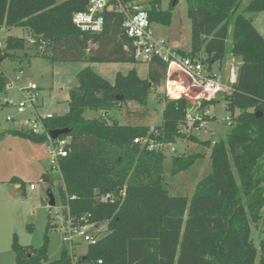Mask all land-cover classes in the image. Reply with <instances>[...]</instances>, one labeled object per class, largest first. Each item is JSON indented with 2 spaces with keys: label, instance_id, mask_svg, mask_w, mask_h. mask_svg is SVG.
I'll return each mask as SVG.
<instances>
[{
  "label": "trees",
  "instance_id": "obj_1",
  "mask_svg": "<svg viewBox=\"0 0 264 264\" xmlns=\"http://www.w3.org/2000/svg\"><path fill=\"white\" fill-rule=\"evenodd\" d=\"M122 1L147 4L144 9L152 25L172 23L173 4L163 10L162 0ZM186 2L191 48L179 51L212 68L225 61L231 35V55L240 65L234 92L223 100L232 116L239 114L226 139L213 145L183 129L191 107L186 99H164L163 123L153 131L121 125L115 119H87L88 110L108 115L127 102L146 106L152 89L164 84L167 65L154 58L148 64L147 79L133 69L127 75L118 73L114 83L91 69L80 71L78 85L69 93L68 113L46 122L50 132L69 130L60 137L70 138V143L67 156L59 160L63 181L59 195L71 226L107 224L98 242L77 257L78 264H264V230L259 248L252 239V226L264 220V37L253 25V16L264 13V0H251L241 13L243 0ZM88 3L0 0V30H27L33 38L28 49L51 64L137 62L134 41L122 28L123 14L108 8L104 28L98 33L82 32L74 25V14L84 11ZM26 43L25 38L8 37L2 59L18 58L10 51L26 49ZM6 83L0 75V95L6 92ZM216 104L204 102L202 111ZM7 134L47 142L46 135L24 130L1 133L0 139ZM137 138L161 144L184 140L206 147L211 150V172L196 185L192 197L171 195L163 176L166 156L148 150V144H135ZM203 157V152L172 156L171 171H188ZM13 250L15 264H72L66 247L58 260H48L47 236L38 249L22 247L15 237Z\"/></svg>",
  "mask_w": 264,
  "mask_h": 264
},
{
  "label": "rangeland",
  "instance_id": "obj_2",
  "mask_svg": "<svg viewBox=\"0 0 264 264\" xmlns=\"http://www.w3.org/2000/svg\"><path fill=\"white\" fill-rule=\"evenodd\" d=\"M58 4L65 0H56ZM251 0H243L239 13ZM172 23L170 26H162L153 23L155 34L169 40L174 47L182 51H189L191 46V22L187 16L186 0H162L163 10L171 9ZM141 7H148L143 4ZM248 17L250 15H247ZM264 16V15H262ZM254 17V16H253ZM235 16H232L233 23ZM264 27V22H263ZM8 37L25 38L26 49L10 51L19 57L7 59L3 63V69L11 78L20 75L17 87H26L35 84L38 89L39 107L36 114L45 118L48 114L54 117L64 116L69 111L68 99L70 91L77 87V75L83 69H91L94 73L106 79L110 83L115 82L118 73L127 75L131 70H136L139 77L147 79L149 66L147 63H96V62H55L49 63L42 57H35L28 48L31 46L32 36L27 30L17 27H8L0 30V39ZM231 35L227 42L228 54L222 64L216 63L212 70L223 81L227 79L233 69L237 72L238 60L231 55ZM25 53L29 57H24ZM203 59L206 56H202ZM21 72V74L19 73ZM182 77L184 84H188L187 78ZM164 87L153 88L146 106H140L134 102L120 105L116 110L108 112V116L102 112L88 110L85 118L95 119L102 117L109 121L115 119L121 125L146 126L150 131L157 130L163 123L164 111ZM17 89H10L0 95V133L29 129L27 125L20 126L7 121L8 117H16L21 122L32 119L34 113L27 111L19 115L14 105L20 101ZM5 101L13 103L12 108L3 107ZM163 102V103H162ZM239 114L236 112L235 116ZM212 120H207V127L201 130H192L193 134L203 141H210L213 145L220 140H225L230 126L235 123V116L226 109L223 99L219 100L215 107L210 109ZM232 116L230 123L226 122ZM146 139V138H144ZM176 149L174 154L171 149ZM163 150L166 161L163 165L165 187L171 195L192 197L196 185L211 172V150L200 145L191 144L184 140L176 143L162 144L159 151ZM203 152L204 157L188 171L173 174L170 158L179 155H192ZM264 174V156L261 160ZM49 144L35 143L20 136L7 134L0 139V264H15L16 254L13 250V242L16 237L22 247L40 248L46 239L49 240L50 262L61 257L64 247L68 244L64 241L68 230V214L64 210L59 188L63 185L60 173L52 169ZM47 176L52 184L45 183L43 178ZM24 185V189L17 185ZM34 185L35 190H30ZM49 192L55 199V206L49 205ZM48 199V200H47ZM264 214V212H263ZM49 222L52 227H49ZM107 224H98L91 232L102 236ZM264 220L252 226V239L257 248L263 237ZM87 251L86 244H80L75 249L77 257Z\"/></svg>",
  "mask_w": 264,
  "mask_h": 264
},
{
  "label": "built area",
  "instance_id": "obj_3",
  "mask_svg": "<svg viewBox=\"0 0 264 264\" xmlns=\"http://www.w3.org/2000/svg\"><path fill=\"white\" fill-rule=\"evenodd\" d=\"M112 9L115 12L125 16L122 28L124 33L134 41V57L136 61L149 64L154 58L161 59L167 65L166 79L164 82V99L177 100L186 99L190 102L191 107L187 110L186 124L183 129L186 130H201L207 127V120L213 119L210 116V109L205 108L202 111L204 102L210 103L213 101L219 102L226 96H231L234 92V84L236 83L237 72L235 69L231 71L228 80H222L216 73L213 72L210 66L205 65L201 59L185 57L179 49L174 47L172 43L159 37L155 34L153 25L149 20L147 11L137 3L124 4L122 0H89L88 6L84 11L74 14L72 20L74 25L86 33H98L104 28V15L107 9ZM7 48V39H0V75L7 80L5 91L17 89L21 99L14 105L16 112L19 115L31 111L34 113L32 119L26 122L16 117H8L7 121L20 126L27 125V132L35 134H44L47 137L49 144V152L51 155L52 167L60 173L59 160L65 158L68 154L67 146L70 143V138L52 139L51 132L46 127V122L53 119L52 114H48L45 118L36 114L39 107L38 87L35 84H28L26 87H17L20 81V75L15 78L8 76L3 69V60L1 55ZM21 74V72L19 71ZM188 79L189 83L184 84L182 77ZM182 86V90H178V86ZM5 105L13 106L11 101H5ZM3 104V105H4ZM232 116L226 119L230 123ZM25 130L24 127L21 128ZM135 144L141 146L148 144V150H158L161 148V143L148 142V139H135ZM161 150L160 152H162ZM171 151L175 154L176 149ZM61 174V173H60ZM31 190H35V186H30ZM110 197L104 198L109 200ZM96 224H85L80 227H72L70 218L68 217V230L64 241L68 244V250L72 255V264H78L75 249L80 244L95 245L99 240V235L91 232ZM102 262L99 261V264ZM93 264V263H81Z\"/></svg>",
  "mask_w": 264,
  "mask_h": 264
},
{
  "label": "crops",
  "instance_id": "obj_4",
  "mask_svg": "<svg viewBox=\"0 0 264 264\" xmlns=\"http://www.w3.org/2000/svg\"><path fill=\"white\" fill-rule=\"evenodd\" d=\"M264 13H260V14H256L254 15L253 17V25L255 26V28L257 29V31L264 37V27H263V22H264ZM177 48V47H176ZM179 49V48H177ZM181 50V49H179ZM238 62V67L240 65V61H237ZM238 67H237V70H238ZM236 72V70H235ZM231 74V73H230ZM230 76V75H229ZM229 76L227 77L226 81L228 80ZM164 86V84L162 85V87ZM161 88V87H160ZM178 89V88H177ZM19 94V93H18ZM20 96V95H19ZM5 105V104H4ZM40 106V105H39ZM3 107H7V108H12L11 106L9 105H5ZM103 113V112H102ZM108 116V115H107ZM22 130V129H21ZM25 131V130H24ZM1 134V133H0ZM19 188H21V185H17ZM31 190V189H30ZM33 191V190H32Z\"/></svg>",
  "mask_w": 264,
  "mask_h": 264
},
{
  "label": "water",
  "instance_id": "obj_5",
  "mask_svg": "<svg viewBox=\"0 0 264 264\" xmlns=\"http://www.w3.org/2000/svg\"><path fill=\"white\" fill-rule=\"evenodd\" d=\"M177 1V0H175ZM69 134V130L68 129H64V130H55L51 132V137L52 139L56 140L58 138H60L61 136H65ZM45 183H49L50 179L47 176H44L43 178ZM49 205L51 207L55 206V199L53 197V195L51 194V192H49Z\"/></svg>",
  "mask_w": 264,
  "mask_h": 264
},
{
  "label": "bare ground",
  "instance_id": "obj_6",
  "mask_svg": "<svg viewBox=\"0 0 264 264\" xmlns=\"http://www.w3.org/2000/svg\"><path fill=\"white\" fill-rule=\"evenodd\" d=\"M177 88H178V90H182L183 89V87L180 86V85Z\"/></svg>",
  "mask_w": 264,
  "mask_h": 264
}]
</instances>
